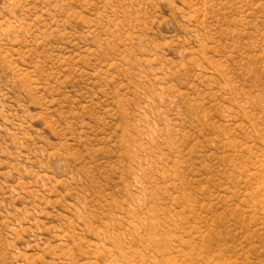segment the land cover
Here are the masks:
<instances>
[{
    "label": "rangeland",
    "instance_id": "obj_1",
    "mask_svg": "<svg viewBox=\"0 0 264 264\" xmlns=\"http://www.w3.org/2000/svg\"><path fill=\"white\" fill-rule=\"evenodd\" d=\"M0 264H264V0H0Z\"/></svg>",
    "mask_w": 264,
    "mask_h": 264
}]
</instances>
